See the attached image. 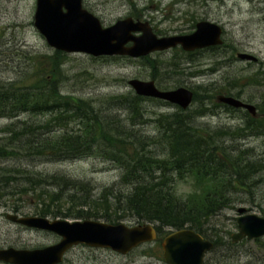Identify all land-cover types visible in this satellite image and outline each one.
Segmentation results:
<instances>
[{"label":"rangeland","instance_id":"374dc122","mask_svg":"<svg viewBox=\"0 0 264 264\" xmlns=\"http://www.w3.org/2000/svg\"><path fill=\"white\" fill-rule=\"evenodd\" d=\"M137 1L140 2L138 8H146L148 17L155 18L154 28L164 36L191 33L197 22L207 19L224 28V42L191 52L176 47L153 52L144 58L62 51L65 54L58 60L53 58L57 56V50L48 44L34 24L37 0H0V83L7 85L17 81L20 86H47V79L52 78L62 94L83 98L97 106L104 123L92 122L97 135L104 133L109 137L119 130L130 131L145 136L149 143L146 147L163 154L168 149L154 120L162 113H172L179 108L159 99L143 97L138 101V110L133 109L130 104L135 100L129 95L135 91L128 81L154 78L162 89L179 86L193 89L197 98L184 110L191 124L212 142L213 152L221 153L227 160L239 161L242 166L248 164L250 168L248 174L239 177L240 182L234 180L229 184L228 179H224L220 184L225 191H230L231 202L206 222L208 229L205 232L210 239L217 240L216 246L206 253V259L212 264H264V236L245 237L240 241L232 238L238 232L239 216L264 215V118L256 119L247 110L234 109L217 99L224 94L234 95L255 105L258 113L261 110L260 114H264V0ZM83 7L109 26L128 17L134 5L131 0H87ZM240 52L253 54L259 61L239 58ZM54 60L60 61L56 68ZM53 115L21 113L13 118L0 115V146L12 153L0 157V247L34 249L56 244L61 239L56 233L24 227L7 218L8 213H17L16 201L20 204L18 215L38 214L37 208L41 205L35 203L37 199L33 192L21 194V200H18L20 194L13 192L24 185L25 172L36 177L58 174L84 184V190L78 191V199L73 203L69 201V195L77 191L70 184L67 187L63 182L59 184L48 179L42 191H47L43 196H49L47 200L52 211L56 212L55 202L51 203L52 196L59 193L61 197L57 203L61 207L58 215H48L51 219L77 220L74 213L85 207L79 203L84 198L89 201L97 199L100 213L107 202L112 204L114 200L110 192L103 197L105 190L118 184L123 174V169L114 161L97 153L60 159V155L46 157L23 150L38 146L43 139L29 140L30 123L40 136H56L81 126L73 119L54 120ZM48 120L50 123L46 127ZM11 125H15L16 133L8 131ZM188 175L187 178L178 177L177 192L184 200L190 193H200L202 188L194 186L193 177ZM8 179L11 183L7 182ZM120 188L127 190L122 185L115 186L114 191ZM38 191L42 193L41 188ZM114 207L111 206L109 211H114ZM240 208H244L242 213L238 211ZM105 218L89 219L110 223ZM115 221L130 226L150 223L139 222L129 215ZM173 230L165 227L157 241ZM161 245L162 242L144 244L122 255L110 249L80 244L66 254L62 264H167Z\"/></svg>","mask_w":264,"mask_h":264},{"label":"trees","instance_id":"16d2710c","mask_svg":"<svg viewBox=\"0 0 264 264\" xmlns=\"http://www.w3.org/2000/svg\"><path fill=\"white\" fill-rule=\"evenodd\" d=\"M55 53L57 56L53 58L58 60H61L65 54L62 51ZM53 63L56 64L54 67L56 68L60 61L54 60ZM51 79L50 81L47 79V86L39 84L20 86L17 85V81L7 85L0 83V115L13 118L21 113H47L56 114L53 115L54 120H76L81 125L79 129L70 128L56 136H40L36 134L34 124L30 123L27 136H30L29 140L33 141L36 137L43 139L38 146L23 150L46 157L60 155V159L97 153L114 161L123 169L120 182L113 188H107L103 193V197L107 192L112 193L114 198L112 204L107 202L103 212L100 213L97 199L90 201L86 198L81 199L79 203L88 208L76 209L74 217L78 219L106 217L108 222L116 223V218L121 219L129 215L139 222L157 224L160 232L165 227L181 229L187 226L209 238L205 232V229H208L207 220L231 202L230 191H225L220 184L224 179H228L229 184L234 183V180L240 182L239 177H243V173L250 172L249 165L242 166L239 161L234 162L230 159L228 161L226 156L213 152L212 142L191 124L190 117L181 108L172 113H162L154 120L168 149L165 154L153 152L146 147L149 143L145 136L130 131L119 130L109 137L104 133L97 135L98 131L92 122L99 121L104 125L97 106L83 98L62 94L57 88V83L55 84ZM129 97L135 100L130 105L138 110V101L143 100V96L132 93ZM196 98L195 93L194 100ZM49 123V120L45 122L46 127ZM14 129L15 125H11L8 131L16 133ZM11 154L0 146V157H8ZM239 169L238 173H234ZM188 174L193 177L194 186L199 185L202 188L200 193H190V196L184 200L177 192L180 180L178 177L187 178ZM25 177L24 185L13 192L20 194L18 200L22 199L21 194L24 196L33 192L35 200L37 199L35 203L41 205L37 208V213L42 216L51 214L57 216V211L61 208L57 205L61 200L59 193L52 196L51 202H55L56 212L52 211L47 200L49 196H43V193H47L42 190L48 179L52 178L59 184L63 182L67 187L70 184L77 191L69 195V201L73 203L78 199V191L85 188L77 179L58 174L36 177L25 172ZM7 182L11 183L10 179ZM122 185L127 187L126 191L121 188L114 191L115 186ZM39 188L42 193L38 191ZM111 206H115L114 211H109ZM14 207L19 209L18 201L14 203ZM211 240L216 246L217 240L212 238Z\"/></svg>","mask_w":264,"mask_h":264},{"label":"water","instance_id":"95a60500","mask_svg":"<svg viewBox=\"0 0 264 264\" xmlns=\"http://www.w3.org/2000/svg\"><path fill=\"white\" fill-rule=\"evenodd\" d=\"M35 26L55 50L84 52L98 55L145 56L156 50H165L181 45L186 51L223 44L222 27L209 20L197 23L194 32L185 35L158 37L149 22L135 21L132 17L119 19L104 27L100 19L85 9L82 0H37ZM142 31L140 36L133 32ZM132 41L131 46L126 44ZM238 57L257 60L252 54L240 52ZM129 84L139 95L152 96L188 108L194 92L185 86L174 89H159L153 80L134 78ZM218 101L234 107L247 108L254 116L256 106L245 103L232 95H220ZM243 212L244 208L238 209ZM7 218L16 223L52 231L61 240L53 245L35 249L15 247L0 248V261L14 264H56L62 261L65 252L78 244L112 248L120 254H128L134 248L157 238L154 224L126 225L106 223L95 219L69 220L50 219L37 215L8 213ZM238 232L234 241L245 236L249 239L264 235V215L248 214L237 218ZM214 243L191 228H182L168 234L162 243L163 258L167 264H205V254Z\"/></svg>","mask_w":264,"mask_h":264},{"label":"flooded vegetation","instance_id":"af4514ba","mask_svg":"<svg viewBox=\"0 0 264 264\" xmlns=\"http://www.w3.org/2000/svg\"><path fill=\"white\" fill-rule=\"evenodd\" d=\"M85 1H87V0H82V3L83 4H85ZM129 1V0H128ZM131 2H132V5H134V7H133V9L132 8H130L131 10L129 11V16H131V17H133L135 20H143V21H149L150 22V20H151V22H150V24L152 25V27H153V29H154V31L156 32V33H158L159 35H162V34H160V32L159 31H157V30H155V28H154V26L156 25V20H155V18H153V17H148V14L147 13H145V9L146 8H143V9H140V8H138L137 6H139L140 5V2L139 1H137V0H131ZM101 19V18H100ZM101 21H102V19H101ZM155 21V25H154V22ZM103 23V22H102ZM103 25H104V23H103ZM105 27H106V25H104ZM108 26V25H107ZM134 35H140V32H135L134 33ZM129 45L131 44V43H128ZM242 109V108H241ZM246 110V109H245ZM260 111V113H262L261 112V110H259ZM260 113H258V115L257 116H254V118H260V119H262V117H263V114H260ZM262 115V116H261ZM16 214H20L19 213V211H18V209H17V213ZM28 215H30V214H28ZM34 215H39V214H34ZM21 225V224H20ZM22 226H24V225H22ZM24 227H27V226H24ZM32 229H36V230H42V229H37V228H32ZM55 244V243H54ZM52 245V244H51ZM82 245H85V244H82ZM78 246V245H77ZM85 246H88V245H85ZM162 246V245H161ZM11 247V246H10ZM74 247H76V246H73V247H71L68 251H67V253L72 249V248H74ZM89 247H91V246H89ZM0 248H5V247H0ZM37 248H41V247H37ZM93 248H100V247H93ZM20 249H25V248H20ZM101 249H105V250H109L110 248H101ZM111 251H113V252H115V253H118V252H116V251H114L113 249H110ZM66 253V254H67ZM65 260H66V255L64 256V259H63V261L62 262H60V263H57V264H62V263H64L65 262ZM0 263L1 264H14V263H11V262H6V261H0ZM206 264H212V263H208L207 261H206Z\"/></svg>","mask_w":264,"mask_h":264},{"label":"bare ground","instance_id":"6f19581e","mask_svg":"<svg viewBox=\"0 0 264 264\" xmlns=\"http://www.w3.org/2000/svg\"><path fill=\"white\" fill-rule=\"evenodd\" d=\"M256 57V56H255ZM246 60V59H245ZM248 61H250V62H258L259 60H258V57H257V60H248ZM256 182V181H255ZM100 221V220H99ZM113 224H115V223H113Z\"/></svg>","mask_w":264,"mask_h":264}]
</instances>
